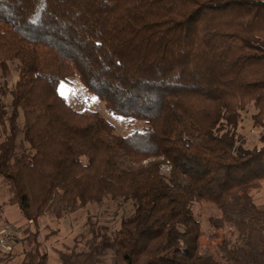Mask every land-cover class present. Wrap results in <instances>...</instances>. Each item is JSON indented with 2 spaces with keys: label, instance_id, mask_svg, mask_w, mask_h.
Listing matches in <instances>:
<instances>
[{
  "label": "trees",
  "instance_id": "trees-1",
  "mask_svg": "<svg viewBox=\"0 0 264 264\" xmlns=\"http://www.w3.org/2000/svg\"><path fill=\"white\" fill-rule=\"evenodd\" d=\"M75 78L144 128L75 111L59 92ZM0 175L26 220L21 264H48L40 219L107 198L134 205L112 264H264V0H0ZM200 202L237 232L217 257L201 249ZM89 224L61 264H102Z\"/></svg>",
  "mask_w": 264,
  "mask_h": 264
},
{
  "label": "rangeland",
  "instance_id": "rangeland-1",
  "mask_svg": "<svg viewBox=\"0 0 264 264\" xmlns=\"http://www.w3.org/2000/svg\"><path fill=\"white\" fill-rule=\"evenodd\" d=\"M17 74L13 72L10 79L11 85L15 83ZM60 94L65 97L67 103L75 111L83 114L99 112L115 127L116 133L128 135L134 131H141L145 123L123 117H116L108 112L105 104L96 96L85 91L78 78L72 79L69 83H61ZM253 112V110L251 111ZM249 114L240 130V134L247 141L248 146H259L260 131L252 124ZM165 165V164H164ZM255 202L264 206V187L262 190L252 193ZM10 197L2 176L0 175V233L8 226H13L19 238H25L23 233L26 220L23 218L20 209L16 206L7 205ZM134 205L131 201L105 199L102 203H91L78 212L68 215L65 219L57 222L52 217H44L39 220V240L44 244L43 248L49 254L48 264H61L58 252L70 254L75 250L87 248L86 241L90 239V222H98L97 232L99 235V254L102 264L113 263V238L119 230L121 221L133 213ZM194 214L202 224L203 236L201 238V249L204 253H212L216 257L219 254L218 246L223 239L235 242L237 232L226 225L222 230H217L210 222L211 218L222 217L221 211L210 203H195ZM30 224V223H29ZM33 228V227H32ZM34 229V228H33ZM35 230V229H34ZM10 253L1 254V264H21L24 259V246L22 243L14 244Z\"/></svg>",
  "mask_w": 264,
  "mask_h": 264
},
{
  "label": "built area",
  "instance_id": "built-area-1",
  "mask_svg": "<svg viewBox=\"0 0 264 264\" xmlns=\"http://www.w3.org/2000/svg\"><path fill=\"white\" fill-rule=\"evenodd\" d=\"M162 170L164 172H169L171 170V167L169 165V162L162 166ZM32 224V221L30 222ZM17 234V230L11 226L8 225L1 233H0V254L3 253H10L13 246V240L15 235Z\"/></svg>",
  "mask_w": 264,
  "mask_h": 264
}]
</instances>
